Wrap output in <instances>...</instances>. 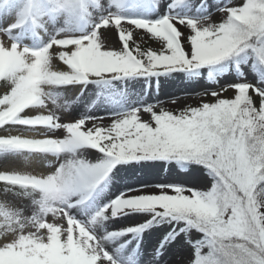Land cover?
Masks as SVG:
<instances>
[{
  "label": "snow or ice",
  "instance_id": "snow-or-ice-1",
  "mask_svg": "<svg viewBox=\"0 0 264 264\" xmlns=\"http://www.w3.org/2000/svg\"><path fill=\"white\" fill-rule=\"evenodd\" d=\"M92 7L101 8L102 0H0V21L12 19L0 27V82L6 87L0 127L63 130L60 136L0 137V150L60 154L89 147L106 157L95 164L69 159L48 175L0 171L4 194L19 188L40 197L32 215L0 199V264H117L67 206L71 197L89 193L113 165L148 160L197 163L210 183L203 189L160 185L159 191L122 194L98 216L139 209L184 222L200 233L198 240H186L187 264H264V89L238 83L202 94L214 99L197 106L138 108L110 123L93 117L62 123L48 108L51 90L58 87L216 66L245 50L264 63V0H240L222 10L226 16L218 23L107 15L90 33L73 35L82 31ZM61 16L67 26L43 47L15 42V30H46ZM101 29H115L121 46H110ZM137 30L158 47L138 43ZM141 230L130 227L108 238Z\"/></svg>",
  "mask_w": 264,
  "mask_h": 264
},
{
  "label": "rangeland",
  "instance_id": "rangeland-1",
  "mask_svg": "<svg viewBox=\"0 0 264 264\" xmlns=\"http://www.w3.org/2000/svg\"><path fill=\"white\" fill-rule=\"evenodd\" d=\"M239 2L240 0H124L123 4L118 5L114 0H102L101 8L92 7L91 17L82 24V31L72 34L79 36L90 33L101 18L107 15L146 20H157L168 15L193 19L198 23L209 20L218 23L226 16V12L222 10ZM169 3H173L172 7L168 6ZM11 22L10 17L5 18L0 21V27H7ZM173 22L175 23V20ZM66 26L65 19L61 16L50 21L46 30L37 27L15 30L13 38L15 41H20L19 44L23 46L25 43L22 41L31 40L28 43L39 48L47 44L59 29ZM180 27L183 29V26ZM101 32L104 37L110 36L114 47L121 46L115 29H101ZM137 32L139 35H134V39L143 47H158L156 41L139 30ZM43 36L45 38H42ZM246 51L249 57L247 64L241 65L238 72L230 67L228 74L216 79H209L207 71L203 69L199 77L187 71H172L158 75L156 78L127 77L108 83L93 80L84 84L52 89L48 108L59 115L62 123L74 122L86 117L102 119L104 123H110L115 116L138 108L160 105L178 111L189 105L197 106L201 102L214 99L210 95L202 94L219 92L238 83H249L256 88L264 89V81L258 78L255 69L259 57L254 52ZM56 63L59 65L58 61ZM5 90V85H1L0 95H3ZM231 91L230 89L229 96L233 94ZM62 133V129L53 133L50 129H31L19 124L0 128V137L35 135L36 138H42V135L60 136ZM74 158L95 164L106 157L89 147H81L73 153L60 154L2 150L0 171L48 175L54 173L60 163ZM31 163L35 165L34 168H31ZM184 166L185 168L175 162L166 163L161 160L119 162L113 165L107 176L89 193L70 198L71 202L67 206L68 214L98 237L103 248L113 256L117 264H187L191 248L186 243L185 235L179 232L185 225L184 222L156 216L151 210L139 209H130L115 218L111 216L110 210L101 216L97 215L101 209L122 194L159 191L157 186L160 185L203 189L210 183L207 171L201 165L189 163ZM3 187L0 185V199L22 208L26 215H32L36 211L33 201L40 198L38 193L17 188L15 194H4ZM81 199L88 201L74 211L76 207H72V204ZM149 221L151 223H147ZM136 226H140L142 230L108 238L110 233H118ZM167 234H173L174 238L170 241L166 240Z\"/></svg>",
  "mask_w": 264,
  "mask_h": 264
},
{
  "label": "trees",
  "instance_id": "trees-1",
  "mask_svg": "<svg viewBox=\"0 0 264 264\" xmlns=\"http://www.w3.org/2000/svg\"><path fill=\"white\" fill-rule=\"evenodd\" d=\"M249 57L247 54V51L245 50L244 52L238 54V56L232 57L229 60L223 61L221 62V64L216 65V66H204L207 67L209 75L211 78H215L217 76H223L225 74L228 73V71L230 70L229 68L231 66H233L235 71H239L240 66L244 63H246L248 61ZM260 64H264L262 63L260 60L257 59V62L255 63V67H256V72L258 75V78L260 80L264 81V65L262 67H260ZM199 69H194V70H190L188 71L189 73L193 74V75H199ZM4 85L2 82H0V86ZM12 124H9L7 126H11ZM6 126V125H5ZM4 127V126H3ZM2 128V127H0ZM2 150H0L1 153ZM194 165H198L197 163H192ZM1 185V184H0ZM182 229H184V233L185 236L188 239H192V240H198L200 238V233L195 232L194 230H190L186 227H183ZM197 233V234H194Z\"/></svg>",
  "mask_w": 264,
  "mask_h": 264
},
{
  "label": "bare ground",
  "instance_id": "bare-ground-1",
  "mask_svg": "<svg viewBox=\"0 0 264 264\" xmlns=\"http://www.w3.org/2000/svg\"><path fill=\"white\" fill-rule=\"evenodd\" d=\"M42 38H45V37L43 36ZM105 38L108 40L107 43H108L110 46L114 47V45H113V44H114V43H113V40L110 39V36H105ZM30 41H31V40H28V39H27V41H22V42L25 43V46H26V47H29V48H35V47H33L32 45H30V43H28V42H30ZM15 42H17V43L19 44L20 41H15ZM19 45H20V44H19ZM20 46L23 47V45H20ZM31 164H32V163H31ZM34 166H35V165L32 164V165H31V168H34ZM75 209H77V208H74V211H75Z\"/></svg>",
  "mask_w": 264,
  "mask_h": 264
}]
</instances>
